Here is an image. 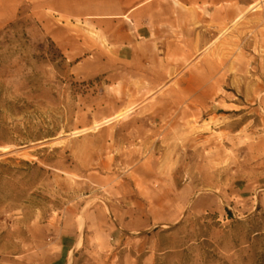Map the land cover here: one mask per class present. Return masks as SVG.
Wrapping results in <instances>:
<instances>
[{"label": "rangeland", "instance_id": "374dc122", "mask_svg": "<svg viewBox=\"0 0 264 264\" xmlns=\"http://www.w3.org/2000/svg\"><path fill=\"white\" fill-rule=\"evenodd\" d=\"M139 1L7 0L0 264H264V0L194 33L101 15ZM147 39L182 45L175 75Z\"/></svg>", "mask_w": 264, "mask_h": 264}, {"label": "crops", "instance_id": "0c3cea01", "mask_svg": "<svg viewBox=\"0 0 264 264\" xmlns=\"http://www.w3.org/2000/svg\"><path fill=\"white\" fill-rule=\"evenodd\" d=\"M236 1L240 4V0H140L138 3L128 5L126 11H120L119 6H112L108 9L110 13L101 15L112 16H131L135 21H144V25H139L136 31L139 33L142 28H146L149 33H158L163 28L169 32L170 28L176 30L178 25L184 22L191 23L192 32L199 31L196 24L201 21L210 25L212 22V13H216L218 9L225 7H233ZM9 4L7 0H0V28L5 26L8 14ZM56 12V5L53 6ZM65 16L72 15L70 9L63 7L62 13ZM143 18L139 20V18ZM149 37V36H147ZM173 37H169L171 39ZM156 39V38H155ZM155 39H147V41L137 42L135 48H145L146 55L140 59L141 63L147 65V75H175L178 70V54L181 52V46L175 39L168 43H162ZM171 54V55H169ZM145 57V59H144ZM172 58V59H171ZM170 59V60H169ZM175 64V65H174ZM172 65V66H170ZM175 70H174V69ZM245 197L252 196L258 192V188L252 187L247 183L239 188ZM254 196V195H253Z\"/></svg>", "mask_w": 264, "mask_h": 264}, {"label": "bare ground", "instance_id": "6f19581e", "mask_svg": "<svg viewBox=\"0 0 264 264\" xmlns=\"http://www.w3.org/2000/svg\"><path fill=\"white\" fill-rule=\"evenodd\" d=\"M259 7H260V5H259V3H255V4H252L251 6H250V8H249V10H251V11H257L258 9H259ZM240 18H242V17H238L236 20L238 21ZM119 115H115V116H113V117H110V118H108V119H106L103 123L104 124H107V123H110L111 121H113L115 118H117ZM99 123L98 124H96L95 125V128H97V127H99Z\"/></svg>", "mask_w": 264, "mask_h": 264}]
</instances>
